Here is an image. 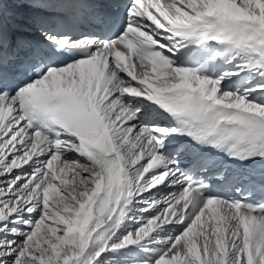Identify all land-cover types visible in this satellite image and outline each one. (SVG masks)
I'll use <instances>...</instances> for the list:
<instances>
[{
  "label": "snow or ice",
  "instance_id": "1",
  "mask_svg": "<svg viewBox=\"0 0 264 264\" xmlns=\"http://www.w3.org/2000/svg\"><path fill=\"white\" fill-rule=\"evenodd\" d=\"M0 264H264V0H0Z\"/></svg>",
  "mask_w": 264,
  "mask_h": 264
},
{
  "label": "bare ground",
  "instance_id": "2",
  "mask_svg": "<svg viewBox=\"0 0 264 264\" xmlns=\"http://www.w3.org/2000/svg\"><path fill=\"white\" fill-rule=\"evenodd\" d=\"M23 8H17L13 5H9L6 9H5V13L8 15V16H12L16 13H22L23 11L21 10Z\"/></svg>",
  "mask_w": 264,
  "mask_h": 264
},
{
  "label": "rangeland",
  "instance_id": "3",
  "mask_svg": "<svg viewBox=\"0 0 264 264\" xmlns=\"http://www.w3.org/2000/svg\"><path fill=\"white\" fill-rule=\"evenodd\" d=\"M23 12L26 11V9H21Z\"/></svg>",
  "mask_w": 264,
  "mask_h": 264
}]
</instances>
